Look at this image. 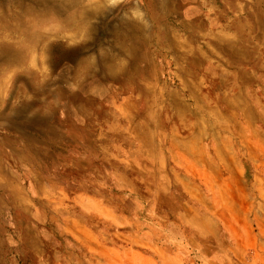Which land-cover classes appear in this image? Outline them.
<instances>
[{"label":"rangeland","instance_id":"374dc122","mask_svg":"<svg viewBox=\"0 0 264 264\" xmlns=\"http://www.w3.org/2000/svg\"><path fill=\"white\" fill-rule=\"evenodd\" d=\"M199 4L225 21L264 18V0H80L63 5L55 0L51 8L56 11L50 9L46 25L24 18L35 25L34 33L47 30L29 50L24 34L30 30L8 16L18 9L6 8L0 45L23 56L15 64L0 55V264H264V152L252 151L250 164L248 158H236L237 145L226 153L217 138L221 153L214 157L211 138L205 137L199 156L206 158L203 164L195 163L178 145H170L172 134L164 127V140L147 155L154 163L160 158L166 163L169 180L146 157L129 153L138 149L132 140L155 127L148 119L145 125L132 120V110L122 109L123 103L142 92L144 78L153 74L154 91L164 81L181 85L175 80L177 58L168 42L175 36L180 40L176 44L190 43L194 37L202 46L198 35L212 25L182 30L183 18L197 16ZM82 8L96 10V17H79ZM71 11L77 12L72 20ZM187 68L189 77L218 75ZM224 82L210 79L191 89L168 85L163 94L175 92L189 106V99L199 95L204 103L192 105L199 117L205 114L199 130L206 132L207 108H212L208 112H213L215 128L227 129L244 121L238 114L230 121L228 114L235 109L217 103L238 93V87H223ZM146 93L134 98L140 112L145 109L143 99L151 94ZM167 114L178 138L191 135L184 124L191 130L195 118L188 114L180 118L175 111ZM256 127L264 128L261 116ZM220 162L225 168L210 170ZM228 171L230 179L240 180L235 190L243 197L236 200L235 209L248 213L246 221L226 216L232 210L230 200L223 197V181L230 182ZM136 179L144 184L134 187L130 181ZM176 179L185 184H174ZM260 183L261 197L247 198ZM214 189L221 198L212 200ZM198 212L214 221L205 224ZM73 220L103 247L90 248L83 233L72 234ZM132 232L136 240L148 239L152 247H132L125 240Z\"/></svg>","mask_w":264,"mask_h":264},{"label":"crops","instance_id":"0c3cea01","mask_svg":"<svg viewBox=\"0 0 264 264\" xmlns=\"http://www.w3.org/2000/svg\"><path fill=\"white\" fill-rule=\"evenodd\" d=\"M206 8V9H205ZM199 10V13L197 11ZM194 12L198 13L197 16L191 15L189 17H184L185 23L182 24V30H188V31H194V29H200L203 25L209 24L212 25V29H210L209 32L205 34L199 33V37L201 38L202 46L199 44H195V38L193 37V40L188 39L190 43L189 46L186 42L181 41L182 43L176 44V41H180L176 39L175 36L169 38V46L170 50L174 52V55L177 58L176 67L178 74L175 77V80L180 79L181 85H171V82H161L158 85V90L154 91L152 87H155L153 84L156 79V74H153L151 77H145L144 78V86L142 92H138L136 95H133L126 99L123 103L122 109H125L127 106L132 110V113L134 115L132 120H136L138 123H142L145 125L147 122V119L151 121V125H154L152 127H155L153 131H150L146 133V136H138L137 138H134L132 140L133 144H136L138 149L141 147L142 151H139L138 149H129V153L131 151H134L133 153L137 152L138 157L144 158L145 157L150 161L151 164H153V168H157L158 171L162 174L161 176H164V179L168 178V174L166 173V163L160 158L158 163L153 162V158L151 156L147 155L148 150L156 146L158 143H162L164 140V137L162 138V135L164 134L163 128L167 127L169 132L172 134V137L170 139V145H178L180 148V151L183 153V155H189L194 158L195 163H201L203 164L204 159L200 158V152L203 150L202 143L204 141L205 137L211 138L208 139L209 143L212 147V152L214 153V157H217L221 152L217 148L218 140H222L225 144V149L227 150L226 153H230L232 150H234V147L237 145V157L240 159H247L250 161V164L253 163L251 152L254 151L259 152L261 151V154L264 152V128L259 129L256 127V121L258 119V116H261V120L264 119V18L259 19L260 21L257 22H250V21H244L243 18L237 17L234 19H230L229 21H225L222 17H220L216 12L210 8L205 7L202 5H198V8L194 10ZM214 14V15H213ZM213 15V16H212ZM213 17L216 19L213 20ZM219 17V18H218ZM253 19V18H251ZM28 22V21H27ZM243 22V23H242ZM6 23V22H5ZM7 24H5L4 28V34L6 35L7 31ZM2 36V35H1ZM0 36V37H1ZM204 38V39H203ZM179 54V55H178ZM208 65V66H207ZM196 68L198 70H205L206 73L209 72H216V76L211 80L218 81H225L223 83V87L229 86V87H238V93L235 97L231 99H227V97L219 99V102L223 104V106L232 107L235 109V111L229 112V119L230 121L232 118L235 117V114H238L242 117L244 124L240 125H234V127H229L225 129L217 130L215 127V123L211 121L210 115L213 112H208L207 108V119H206V132L204 130H199L198 123L200 121V118L205 116L203 114L201 117L198 116V108H195L197 105L199 107L200 102L202 101V98L198 96L192 97L190 102L191 105H184L183 100L177 95V93H172V95H165L163 94V90L168 85L176 86V87H184L187 89L191 88H201L205 86L203 82L210 81L208 76L204 78H196L195 75H192L189 77L188 74V68ZM207 66V67H206ZM191 72L193 70H190ZM155 73V72H154ZM185 73V74H183ZM220 73H224V78L221 77ZM147 86H151V89L146 88ZM210 86V85H208ZM148 89V90H147ZM146 90V91H145ZM149 92L150 96L149 99H143V105L145 106L144 111L138 110L136 104H134L137 95L141 93ZM154 91V92H153ZM196 97V100L194 99ZM6 98V91H4V97H2V100H5ZM263 99V100H262ZM204 101V100H203ZM202 101V102H203ZM214 103V101H210L207 103ZM204 103V102H203ZM206 103V102H205ZM1 104V102H0ZM1 107V106H0ZM167 109V110H166ZM166 110V111H165ZM165 111L164 113H162ZM167 111H175L178 116L180 117L181 114L185 115L188 114L191 117L195 118L196 121L193 123V128L190 130L188 124H184V127L187 129L186 131H190V136L187 138H178L173 132L174 129H172L170 124V119L167 114ZM171 113V112H168ZM140 114L144 115L147 114L150 117H146L145 119H140ZM165 118V120L163 119ZM181 118V117H180ZM170 127V128H169ZM216 135V138H215ZM175 143V144H174ZM252 146L254 148H252ZM173 152V150H172ZM171 152V155H172ZM240 154V155H239ZM147 155V156H146ZM152 156H154V153H151ZM132 157V156H131ZM137 157V156H136ZM202 157V156H201ZM176 158V156H175ZM173 160V156H172ZM223 161V158H221ZM178 161V160H177ZM176 161V162H177ZM203 161V162H202ZM225 168L224 164L222 162L219 163V166L217 168L213 167L210 168L211 171L220 170L222 168ZM193 168V167H192ZM197 169L199 178L206 182L205 179H203L201 172L197 167H194ZM130 169L134 170L133 167H130ZM192 172V169H189ZM162 171V172H161ZM255 171V170H254ZM149 172V171H148ZM227 178L230 179L232 177V173L228 171ZM150 176L151 174L148 173ZM208 175V174H207ZM252 175H249L251 177ZM207 182H211L210 177H207ZM253 178V177H252ZM240 180L238 178L230 179V182L223 181L224 185V192L223 197L230 200V207L232 208L231 212L228 213L226 216L227 218H233L237 217L238 219H243L246 221V213H237L235 206H236V200L239 198L242 199L241 193H237L235 188L240 185ZM134 185V187L137 186V184H144V182L139 181V179L130 181ZM147 182V181H146ZM184 183L181 179H176V183ZM152 184V183H150ZM185 184V183H184ZM187 184V183H186ZM168 186H166V189L169 190L172 187V183L168 182ZM256 192L252 193V195H248L247 198H258L261 197L263 193L262 185L261 183L257 185ZM214 199L221 198L222 196L220 194L217 195L216 190L213 191ZM204 199L201 198L199 201L202 202ZM209 202L207 201V204ZM200 213V212H198ZM112 215V214H111ZM113 218H115L114 215H112ZM199 217L202 221H205V224H207V221L209 223H212L214 220L212 218L207 217L205 214L200 213ZM260 216H258V220L260 219ZM257 220V222H258ZM260 223V220H259ZM71 226L74 227V232L72 234L83 233L86 240H84L86 243L89 244L91 247H103L102 244L98 242V240H95V238L90 234L89 230L86 229V227H82L79 222L73 220L71 221ZM262 236V234H261ZM126 242H131L130 245L133 247L135 244L139 245L143 248H151V242H149L148 239H137L133 236V232L130 233L125 238ZM256 242V241H255ZM256 246H258L257 243H255ZM89 246H86L87 249H90ZM106 247V246H105ZM107 252L105 251V254ZM170 260V259H168ZM169 262V261H167Z\"/></svg>","mask_w":264,"mask_h":264},{"label":"bare ground","instance_id":"6f19581e","mask_svg":"<svg viewBox=\"0 0 264 264\" xmlns=\"http://www.w3.org/2000/svg\"><path fill=\"white\" fill-rule=\"evenodd\" d=\"M55 0H0V22L3 21L2 17L6 16V8L10 7V8H15L18 9L19 11H15L12 13V15H8L11 16L13 18H15L18 23H20L21 25H24V28H27L28 30H30L29 34H24L25 35V39L29 41L30 43V47L29 50H31L34 46H36L40 41H42V39H44L47 35V30H45L44 28L42 30H37L36 33L33 32V30L36 28L34 27L35 25L32 22H41L43 25L47 24L46 18L49 16V12L50 9L51 11H56L54 7L51 8V4L52 2ZM61 1V5L69 2L71 4H74L75 1H80V0H59ZM67 1V2H66ZM9 2V3H8ZM9 4V5H7ZM25 5H29V8H26ZM72 7V5H70ZM34 7V8H33ZM25 9V12H24ZM26 9H29L26 11ZM38 11H35V10ZM43 10V12L39 11ZM60 11L61 9L58 8ZM57 11V13L62 15V18H64L63 14ZM96 10L90 11L89 9H83L81 11H79L77 14V12L75 11H71L70 12V19L72 20L74 16H76V14L79 17H83L86 19H92L96 17ZM4 12V13H3ZM42 14V16H41ZM65 15V14H64ZM28 16H30L31 21L28 22H24V18H27ZM45 19V20H44ZM45 21V22H42ZM2 24V23H1ZM0 24V25H1ZM32 25V27H31ZM89 28L86 30L88 31ZM0 34H3L2 32V26L0 27ZM1 36V35H0ZM13 49L10 47H3L2 45H0V55L4 56L7 60L12 61L13 63H18L20 61V57L23 56L20 53H16L15 51H12ZM25 52V51H24ZM31 56V61H30V65L33 64V60H32V53L30 54Z\"/></svg>","mask_w":264,"mask_h":264}]
</instances>
